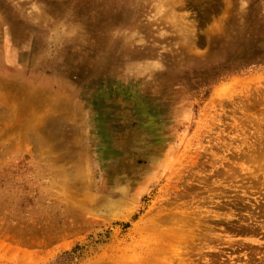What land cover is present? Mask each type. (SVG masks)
Returning a JSON list of instances; mask_svg holds the SVG:
<instances>
[{
  "label": "rangeland",
  "instance_id": "1",
  "mask_svg": "<svg viewBox=\"0 0 264 264\" xmlns=\"http://www.w3.org/2000/svg\"><path fill=\"white\" fill-rule=\"evenodd\" d=\"M251 6L0 0V264H264V69L203 86Z\"/></svg>",
  "mask_w": 264,
  "mask_h": 264
},
{
  "label": "trees",
  "instance_id": "2",
  "mask_svg": "<svg viewBox=\"0 0 264 264\" xmlns=\"http://www.w3.org/2000/svg\"><path fill=\"white\" fill-rule=\"evenodd\" d=\"M226 45V56L223 57L219 67L213 69L212 74L208 76L203 85L205 88L211 84V81L264 69V16L256 13L251 6L243 27L236 31L232 40ZM79 250L80 248L76 247L59 259L73 258Z\"/></svg>",
  "mask_w": 264,
  "mask_h": 264
}]
</instances>
